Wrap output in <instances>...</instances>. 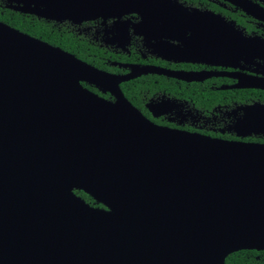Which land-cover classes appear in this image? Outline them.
<instances>
[{
  "label": "water",
  "instance_id": "1",
  "mask_svg": "<svg viewBox=\"0 0 264 264\" xmlns=\"http://www.w3.org/2000/svg\"><path fill=\"white\" fill-rule=\"evenodd\" d=\"M8 2L73 23L137 13L142 29L160 5ZM148 72L196 79L153 66L110 73L0 21V264H225L264 250V143L153 123L120 88Z\"/></svg>",
  "mask_w": 264,
  "mask_h": 264
},
{
  "label": "flooded vegetation",
  "instance_id": "2",
  "mask_svg": "<svg viewBox=\"0 0 264 264\" xmlns=\"http://www.w3.org/2000/svg\"><path fill=\"white\" fill-rule=\"evenodd\" d=\"M8 3L0 0L2 7L10 9ZM157 3L159 14L148 17L143 29L137 27L142 20L137 13L80 23L23 14L68 28L96 44L101 58L117 69L107 72L126 74L133 66H153L195 75L194 80H184L156 72L141 74L176 82L173 93L160 89L144 96L142 107L122 91L153 123L214 138L264 143V0ZM190 84L195 89L200 86V97L183 91ZM99 89L108 94L100 96L115 101L113 94ZM149 91L147 87L144 93Z\"/></svg>",
  "mask_w": 264,
  "mask_h": 264
},
{
  "label": "trees",
  "instance_id": "3",
  "mask_svg": "<svg viewBox=\"0 0 264 264\" xmlns=\"http://www.w3.org/2000/svg\"><path fill=\"white\" fill-rule=\"evenodd\" d=\"M0 21L15 27L16 29L32 37L39 38L52 46H56L65 51L73 53L75 56L99 69L117 71V69L110 68L108 62L101 58L100 50L96 44L87 41L86 39L75 34L74 31H70L68 28H58L57 26H52V23L42 19H37L33 15L13 11L2 7L1 5ZM174 83H176L175 80H169L167 78L165 79L162 76L142 75L122 83L121 88L126 97L134 105L142 107L141 105L144 102L143 99L146 100L144 96L148 97L157 90L165 89L166 92H175L174 90L176 87ZM82 84L99 95L104 97H107L108 95L101 93L97 86L86 83ZM192 86V84L187 85L186 88H183V91L189 95L193 92L197 93L198 97H200L201 93H203L200 86H198L196 89ZM147 87L150 89L148 94L144 93ZM75 193L83 198L91 206L106 209L103 204L97 202L84 191L76 189ZM225 264H264V250L242 249L235 251L226 257Z\"/></svg>",
  "mask_w": 264,
  "mask_h": 264
},
{
  "label": "bare ground",
  "instance_id": "4",
  "mask_svg": "<svg viewBox=\"0 0 264 264\" xmlns=\"http://www.w3.org/2000/svg\"><path fill=\"white\" fill-rule=\"evenodd\" d=\"M260 121V120H259Z\"/></svg>",
  "mask_w": 264,
  "mask_h": 264
}]
</instances>
